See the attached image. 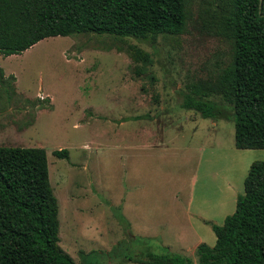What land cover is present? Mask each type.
I'll return each instance as SVG.
<instances>
[{
    "label": "rangeland",
    "instance_id": "rangeland-1",
    "mask_svg": "<svg viewBox=\"0 0 264 264\" xmlns=\"http://www.w3.org/2000/svg\"><path fill=\"white\" fill-rule=\"evenodd\" d=\"M223 1L188 0L184 31L153 43L83 33L0 54V146L45 149L59 245L75 262L195 260L199 243H215L210 223L234 212L251 163L264 161V148L235 146L232 120L180 106L230 62L210 17Z\"/></svg>",
    "mask_w": 264,
    "mask_h": 264
},
{
    "label": "trees",
    "instance_id": "trees-1",
    "mask_svg": "<svg viewBox=\"0 0 264 264\" xmlns=\"http://www.w3.org/2000/svg\"><path fill=\"white\" fill-rule=\"evenodd\" d=\"M210 17L212 32L230 42V62L213 79L190 86L180 106L203 118L232 120L237 148H264V0H224ZM187 18L188 0H0V54L21 53L47 37L83 33L153 43L159 35L181 34ZM135 57L149 60L139 49ZM53 154L65 158L68 152ZM57 215L45 149L0 146V264H101L75 262L64 252ZM210 225L215 243H199L195 260L148 253L118 261L264 264V161L251 163L234 212L223 224Z\"/></svg>",
    "mask_w": 264,
    "mask_h": 264
},
{
    "label": "crops",
    "instance_id": "crops-1",
    "mask_svg": "<svg viewBox=\"0 0 264 264\" xmlns=\"http://www.w3.org/2000/svg\"><path fill=\"white\" fill-rule=\"evenodd\" d=\"M136 148H138V147H136ZM206 221V220H205Z\"/></svg>",
    "mask_w": 264,
    "mask_h": 264
}]
</instances>
